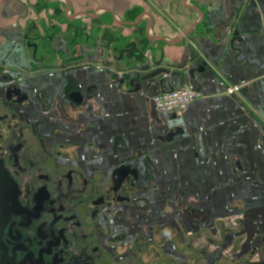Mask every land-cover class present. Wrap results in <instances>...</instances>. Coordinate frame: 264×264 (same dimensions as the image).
Wrapping results in <instances>:
<instances>
[{
	"label": "crops",
	"instance_id": "obj_1",
	"mask_svg": "<svg viewBox=\"0 0 264 264\" xmlns=\"http://www.w3.org/2000/svg\"><path fill=\"white\" fill-rule=\"evenodd\" d=\"M51 25V52L21 64L30 53L20 44ZM82 26L103 28L108 48L91 49ZM148 58L149 71L185 67L200 94L176 118L152 98L177 89L180 78L133 92ZM2 61L30 95L43 92L46 105L65 107L55 102L51 113L31 116L48 122L45 133L56 127L49 146L139 169V190L151 202L135 220L148 210L155 226H169L157 235L177 238L190 259L264 264V0H0ZM233 87L240 90L230 94ZM72 92L82 93V104L69 100Z\"/></svg>",
	"mask_w": 264,
	"mask_h": 264
},
{
	"label": "flooded vegetation",
	"instance_id": "obj_2",
	"mask_svg": "<svg viewBox=\"0 0 264 264\" xmlns=\"http://www.w3.org/2000/svg\"><path fill=\"white\" fill-rule=\"evenodd\" d=\"M54 29L26 37L37 61L45 48L51 52ZM79 31L91 49L108 48L103 28ZM3 91L0 86V167L13 191L3 198L0 264H190L177 238L157 235L156 227L163 231L167 224L155 226L148 210L135 220L150 195L134 179L117 190L115 159L95 161L49 146L56 127L50 123L53 132L45 133L48 122L33 121L32 114L16 119Z\"/></svg>",
	"mask_w": 264,
	"mask_h": 264
},
{
	"label": "water",
	"instance_id": "obj_3",
	"mask_svg": "<svg viewBox=\"0 0 264 264\" xmlns=\"http://www.w3.org/2000/svg\"><path fill=\"white\" fill-rule=\"evenodd\" d=\"M123 25H130L129 23L123 22ZM135 49V44L133 45V48L128 51H122L121 56L124 54V52H133ZM34 59L36 60L35 55H33ZM152 61L150 59L146 60L145 64H143L140 67L139 73H146L144 76L141 74L136 75V84L134 85L133 92L137 93V91L140 89L141 83L148 82L149 80H155V79H162L161 82L165 78H168L169 76L171 77H178L180 78V85L177 89L183 88V87H188L187 85V75L183 71L185 67L180 68L177 71L169 72L167 69L164 68H158L153 71H149L151 68ZM155 65V63H153ZM158 67H160L162 64L161 63H156ZM44 64L42 63V66ZM0 72H4L3 68L0 67ZM193 74V72H191ZM135 80V81H136ZM0 86L4 88L3 91V97L5 101L8 103L13 104L16 106V111H15V117L19 121L22 120L24 116L30 115V114H35L39 110L47 115L51 113L53 104L56 102L55 107L60 110V102H57V100H52L49 105L45 106V95L43 92H35L34 96L30 95L25 89L21 87V83H18L15 78H12L10 76H3L0 73ZM175 90V89H173ZM84 96L82 93L78 92H72V94L69 97V100L73 102L74 104L80 105L83 103ZM90 98V95L88 96ZM63 106V105H62ZM28 108L31 109L32 111L29 112ZM65 109V107H63ZM62 109V108H61ZM177 115H173L172 118H176ZM50 119V118H49ZM173 135V134H172ZM172 138V136H170ZM103 161H107L106 159L103 158ZM115 173H116V182H117V190L120 189L122 186L128 183L129 179H134V181H139L140 179V171L138 168L131 164H126L123 163L121 165H118L115 167ZM10 177L8 174H6L2 168L0 167V238L2 231L4 229V224L6 221V210H5V204L3 198L6 199V196L11 197L13 187H11L10 183ZM1 242V239H0Z\"/></svg>",
	"mask_w": 264,
	"mask_h": 264
},
{
	"label": "built area",
	"instance_id": "obj_4",
	"mask_svg": "<svg viewBox=\"0 0 264 264\" xmlns=\"http://www.w3.org/2000/svg\"><path fill=\"white\" fill-rule=\"evenodd\" d=\"M99 70L112 75L118 81H123L126 73L114 67L97 66ZM241 87V86H240ZM240 87H233L229 90L230 94L236 93ZM200 98V94L195 88L188 85L180 89L163 91L161 94L152 98V103L158 112H167L173 115L182 114L187 110L189 105Z\"/></svg>",
	"mask_w": 264,
	"mask_h": 264
},
{
	"label": "rangeland",
	"instance_id": "obj_5",
	"mask_svg": "<svg viewBox=\"0 0 264 264\" xmlns=\"http://www.w3.org/2000/svg\"><path fill=\"white\" fill-rule=\"evenodd\" d=\"M87 25H90V23L87 24ZM76 29L79 30V27H77ZM39 32H40V34L42 35V31H39ZM115 37L118 38L117 35H116ZM23 44H24L25 51H26V52L28 51V54L30 53L29 55L26 54L27 57H29V56L32 54V52H30L31 50H30V48H29V45L26 44L25 39H24L23 43H21L20 45H23ZM12 47H13V46H12ZM138 50H139V48H138ZM52 56H53V57H52V60L55 59V61L57 62L58 59H56L57 57L55 56V54H54V55L52 54ZM30 58H31V57H29V59H26V58H25V62L23 61L24 63L22 62L21 64H28V63H29L28 60H31ZM5 64H6V63H5ZM3 65H4V61L0 62V67H2ZM6 65H7V64H6ZM6 65H5V66H6ZM196 259L198 260L199 264H205V263H203V262L201 261V259H202L201 256H196L195 259H194V258L189 259V262H191V264H195V262H196L195 260H196ZM176 261H178V260H176ZM194 261H195V262H194ZM200 261H201V263H200ZM178 263H179V262H178ZM178 263H176V264H178ZM187 263H188V262H187Z\"/></svg>",
	"mask_w": 264,
	"mask_h": 264
},
{
	"label": "trees",
	"instance_id": "obj_6",
	"mask_svg": "<svg viewBox=\"0 0 264 264\" xmlns=\"http://www.w3.org/2000/svg\"><path fill=\"white\" fill-rule=\"evenodd\" d=\"M138 27V26H137ZM142 40H145V39H142ZM73 45L74 46H76L77 45V43L75 42V41H73ZM136 45V44H135ZM133 46V45H132ZM131 46V47H132ZM135 50H137V49H135ZM196 261V262H195ZM194 262H195V264H199V262H198V260L196 259ZM202 261V260H201ZM201 261H200V263H201ZM190 264H191V262H190ZM209 264H211V263H209Z\"/></svg>",
	"mask_w": 264,
	"mask_h": 264
}]
</instances>
